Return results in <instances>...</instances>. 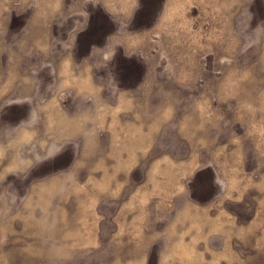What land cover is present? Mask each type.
<instances>
[{
	"label": "rangeland",
	"instance_id": "374dc122",
	"mask_svg": "<svg viewBox=\"0 0 264 264\" xmlns=\"http://www.w3.org/2000/svg\"><path fill=\"white\" fill-rule=\"evenodd\" d=\"M0 264H264V0H0Z\"/></svg>",
	"mask_w": 264,
	"mask_h": 264
}]
</instances>
